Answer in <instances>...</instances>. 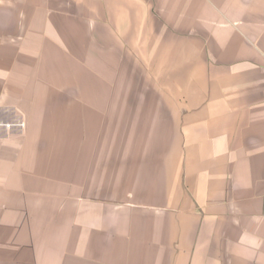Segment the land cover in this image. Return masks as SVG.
<instances>
[{
    "label": "crops",
    "instance_id": "0c3cea01",
    "mask_svg": "<svg viewBox=\"0 0 264 264\" xmlns=\"http://www.w3.org/2000/svg\"><path fill=\"white\" fill-rule=\"evenodd\" d=\"M0 264H264V0H0Z\"/></svg>",
    "mask_w": 264,
    "mask_h": 264
},
{
    "label": "rangeland",
    "instance_id": "374dc122",
    "mask_svg": "<svg viewBox=\"0 0 264 264\" xmlns=\"http://www.w3.org/2000/svg\"><path fill=\"white\" fill-rule=\"evenodd\" d=\"M132 90H133V87H132ZM142 104H143V107L145 108V103L144 102H137V103L130 102V103H128L129 109H140ZM146 108H150V103L149 102L146 103Z\"/></svg>",
    "mask_w": 264,
    "mask_h": 264
}]
</instances>
